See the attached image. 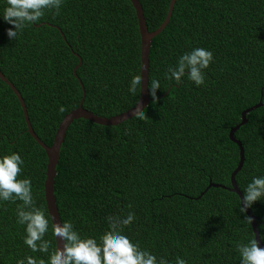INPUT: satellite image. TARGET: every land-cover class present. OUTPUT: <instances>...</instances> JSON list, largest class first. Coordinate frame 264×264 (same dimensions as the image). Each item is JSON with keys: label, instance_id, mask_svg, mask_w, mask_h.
I'll list each match as a JSON object with an SVG mask.
<instances>
[{"label": "trees", "instance_id": "trees-1", "mask_svg": "<svg viewBox=\"0 0 264 264\" xmlns=\"http://www.w3.org/2000/svg\"><path fill=\"white\" fill-rule=\"evenodd\" d=\"M170 0H139L149 31L163 21ZM6 6L0 0V11ZM0 18V72L25 104L37 137L50 145L63 116L78 106L110 117L132 107L128 91L139 75L140 37L129 0H64L59 14L46 11L15 40ZM194 47L212 52L205 82L165 79L177 57ZM81 64L73 71L79 59ZM161 89L137 115L115 125L78 118L68 126L55 166L53 194L60 221L82 237L109 230L107 217L134 220L122 232L141 249L175 264H239L236 245L254 239L239 197L229 189L234 175L241 194L253 176H264V0H175L165 27L153 37L148 81ZM63 107L64 111H59ZM143 116V119L139 117ZM17 152L19 178H29L36 207L48 219L46 253L24 243L16 222L21 201L0 202V264L55 251L43 182L47 158L26 128L21 105L0 78V154ZM208 184H219L218 186ZM224 186V187H222ZM264 247V198L248 208Z\"/></svg>", "mask_w": 264, "mask_h": 264}, {"label": "clouds", "instance_id": "clouds-1", "mask_svg": "<svg viewBox=\"0 0 264 264\" xmlns=\"http://www.w3.org/2000/svg\"><path fill=\"white\" fill-rule=\"evenodd\" d=\"M64 0H5L6 6L0 11V18L12 27L5 30L9 40H15L18 33L29 24L41 20L46 11L54 15ZM213 60L212 52L202 47H194L177 57L174 65H170L165 73V79H171L177 84L187 78L195 86L205 82V72ZM141 75H133L128 91L134 93L142 87ZM148 93L156 100V90L161 89L157 79L147 84ZM63 112V107L59 108ZM140 113V111L138 112ZM137 113V114H138ZM143 119V116L139 117ZM23 160L17 152L0 154V202L18 200L22 203L16 208V222L24 226L23 243L32 251L46 253L49 241L44 239L48 231V219L45 213L35 206L29 178H19ZM264 198V176H253L242 190L239 197L241 213L249 208L254 201ZM250 222V218L245 216ZM134 220V214L129 211L124 216H109V230L99 237V242L91 237H82L74 230L72 223L52 221V235L63 240V247L56 246L48 256V264H170L164 257H157L146 249H141L138 243H133L122 232V227ZM239 253V264H264V247L258 246L257 240L250 239L247 243L236 245ZM16 264H45L43 259L37 260L31 256L18 259ZM175 264H187L186 260L176 257Z\"/></svg>", "mask_w": 264, "mask_h": 264}, {"label": "water", "instance_id": "water-1", "mask_svg": "<svg viewBox=\"0 0 264 264\" xmlns=\"http://www.w3.org/2000/svg\"><path fill=\"white\" fill-rule=\"evenodd\" d=\"M129 1L131 2L132 6L134 8L135 16L137 19L138 33H139V37H140L139 75H141L143 83H142L141 89H139V95H138V99H137L136 103L132 107L128 108L127 110H125L119 114L110 116V117H104V116L96 115V114L92 113L91 111L83 108L81 103H82L83 97H84V89H83L82 84L80 83L81 90H82V98L79 101L78 106L75 107L74 109L70 110L68 113H66L63 116V118L61 119V121L59 122V124L57 126V129L55 131V134L53 136L51 144L46 145L44 142H42L37 137V135L33 131L31 124L29 122V119H28L25 104H24L22 97L20 96L19 92L17 91L15 86L12 83H10L0 72V78L5 83H7L9 85V87L12 89L13 93L16 95L17 99L19 100L28 133L44 149V152H45V155L47 158V162H46V168H45V178H44V182H43V193H44V200H45V204H46V210H47V213L49 215L51 225H52V221L55 223H58V224L61 222L59 214H58V209H57V206L55 203V197L53 194V182H54V177L56 174L55 166H56L58 159H59V149H60L61 144L64 140L65 132H66L68 126L70 125V123L75 119L83 118V119L92 121L94 123L100 124V125H105V126L115 125V124H118V123H120V122L134 116V115H137V113L139 111L141 112L147 106V104L150 101L149 93H148V89H147V84H148L149 50H150V46H151V41H152L153 37L156 36L167 24L169 17L171 15L172 7H173L175 0L169 1L168 9H167V12H166V15H165L163 21L160 23V25L156 29H154L152 31H149L146 24H145V19L143 16L142 7H141L139 0H129ZM78 59H79V61H78L77 65L74 67L73 71H75V69L81 64V59L80 58H78ZM260 105H262V103L258 102L255 105L243 110L241 112V121L238 124H236L235 126H233L229 131L230 140L233 141L239 148V160H238V163H237L235 169L230 174V187H229V189L231 191L235 192L238 195V197H241V198H242V194L236 185L234 175L236 174V172L240 169V167L242 165L243 148H242L240 141L237 140L233 136V132L241 124H243L245 122V114L247 112H249L250 110H252L255 107L260 106ZM208 185L218 186L219 184H208ZM222 187H224V186H222ZM245 213H246L247 217L250 218V225H251L252 231L254 233V239L257 240L258 246L263 247L261 242H260L259 233L257 230L256 218L251 214V212L248 208L245 209ZM54 242H55V249H56V246L60 247L62 249L63 240H61L59 237H57V238L54 237Z\"/></svg>", "mask_w": 264, "mask_h": 264}]
</instances>
